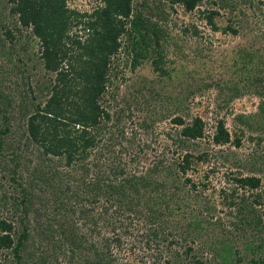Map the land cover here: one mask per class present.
I'll list each match as a JSON object with an SVG mask.
<instances>
[{
    "label": "rangeland",
    "instance_id": "obj_1",
    "mask_svg": "<svg viewBox=\"0 0 264 264\" xmlns=\"http://www.w3.org/2000/svg\"><path fill=\"white\" fill-rule=\"evenodd\" d=\"M98 1L67 0V4L91 12L101 4ZM160 6L167 17L156 20L166 31L159 34L168 73L155 69L150 56L142 55L134 62L135 54L122 47L111 64V83L101 100L111 119L101 123L105 136L100 146L115 143L111 154L125 161L139 155L129 168L137 166L144 174L161 160L166 165L192 154L191 168L185 174L177 169L178 180L191 181L172 197L168 208L163 207L168 238L154 241L150 248L145 241H135L146 239L141 235L148 227L142 223L131 227L135 214L117 211L113 204L108 207L109 214L120 215L123 222L101 228V236L113 240L110 248L117 253L118 264H164L168 259L173 264H191L197 259L204 264H257L264 256V94L258 92H264V0H203L193 11L171 0H162ZM10 7L11 3L0 0V217L18 219L26 214L23 222L30 230L26 253L34 262L48 247L44 227L50 230L51 225L54 237L66 221L65 215L71 218L61 202L71 206L80 198L71 203L68 196L79 182L84 185L81 177L86 170L82 165L86 162L66 166L65 158L24 143V123L34 104H44L47 90L42 87L50 84L55 74L44 69L39 38L31 28L21 27ZM212 10L216 26L207 17ZM76 28L71 29L72 34L78 32ZM8 30L13 37L7 35ZM176 117L185 123L200 117L205 136L180 145L177 138L183 126L174 122ZM220 120L230 132L228 143L213 140ZM236 138H241V146L235 144ZM16 154L20 156L14 159ZM35 175L42 178L32 180ZM241 175L260 177L261 188L238 186L234 177ZM155 176L161 178L158 173ZM166 179L153 180L152 187L157 184L153 194L161 197L166 191L162 185L175 180L169 175ZM194 183L196 191L191 188ZM30 191L33 206L20 209L17 215L15 199H23ZM258 194L263 205L253 206L263 218L262 225L255 224L258 216L241 209L246 197L252 202ZM74 214H80L79 207ZM250 218L255 222L252 225ZM78 225L83 226L81 221ZM171 240L174 243L170 245ZM53 253L58 259L53 263L71 264L65 251Z\"/></svg>",
    "mask_w": 264,
    "mask_h": 264
},
{
    "label": "trees",
    "instance_id": "obj_2",
    "mask_svg": "<svg viewBox=\"0 0 264 264\" xmlns=\"http://www.w3.org/2000/svg\"><path fill=\"white\" fill-rule=\"evenodd\" d=\"M161 1L99 0L98 3L101 4L94 6L91 12H80L69 8L67 0H6L11 3V14L18 15L21 27L31 28L33 35L39 38L40 58L45 71L55 74L50 84L42 87L47 90L44 104H34L33 111L24 123V143H34L48 155L65 158L66 166L79 161L86 162L82 168L88 175L86 177L85 171L81 177L84 185L79 182L73 195L68 196L71 203L74 198L80 197L77 198V203L65 206L61 202V207L71 218L65 215L66 221L59 225L56 231L58 233L54 237L51 225L50 230L44 227L48 247L46 251H40L41 255L34 262L28 258V252L26 253L30 239V230L23 222L26 214L20 215L18 219L0 217V264H55L52 261L58 259L55 258L53 250L69 254L68 262L71 264H118L119 257L110 248L113 240L101 236V228L115 227L118 221L123 222L120 215L109 214L110 204L117 211L135 214L136 221L130 222L131 227L138 223L148 227L141 235L146 236V239L141 240L138 237L135 241H145L144 244H148L150 248L154 241L169 237L168 221L164 219L166 214L163 207L168 208L172 197L183 191L185 182L191 181L190 178L183 183L178 180L177 169L185 174L191 168L194 158L192 154L187 153L181 161L175 160V163L166 165L161 160L160 164L154 165L144 174L137 166L129 168L130 162L139 160V155L125 161L121 156L111 154V147L115 143L107 142L100 146L105 136L101 123L111 119L110 112L101 100L111 83V64L122 47H128V52L135 54L134 62L142 55L150 56L153 57L155 69H160L164 74L168 73L163 65L164 46L160 43V34H166V31L161 29L156 20L167 18L165 8L160 6ZM171 1L182 5L187 11H193L203 0ZM215 14L212 10L207 16L209 23L214 26ZM74 27L79 30L76 28L78 32L72 34L71 29ZM81 32H84V38ZM7 35L13 37L10 30ZM258 92L264 94L263 91ZM174 122L183 126L181 137L177 138L180 145H187L189 140L205 136V123L200 117H195L190 123L176 117ZM8 130L7 126L4 132ZM111 137L113 133L110 132L109 138ZM112 140L114 141V137ZM213 140L220 144L230 142L231 135L224 121L220 120ZM234 142L237 146L242 144L241 138H236ZM0 147L3 145L0 144ZM93 153L95 156L91 160ZM14 156L16 159L20 155ZM198 159L203 160L202 156ZM16 165L20 163L17 162ZM157 173L162 180H167L168 175L175 179L162 185L166 191L161 197L153 194L157 186L156 184L152 187L156 182L153 180H161L155 176ZM37 177L42 178L41 175H35L32 180ZM32 180L29 182L30 187L33 185ZM234 180L239 183L238 186L250 190H259L262 185V179L255 175L235 176ZM192 185L191 188L196 191V184ZM249 198L246 197L241 202V209L256 217L258 212L253 204L263 205V198L258 194L252 202H248ZM15 200L13 206L17 215L20 209L26 211L34 202L31 191L23 199ZM75 207H79V215L74 214ZM78 221H81V228L85 227V230L79 227ZM254 223L252 219L249 220L250 225ZM262 223L263 218L258 216L255 224ZM115 241L119 243V236L115 237ZM172 243L173 240L170 245ZM52 246H55L53 250L50 249ZM50 253L54 256H48ZM164 264L173 263L168 259ZM191 264L204 263L197 259ZM257 264H264V256Z\"/></svg>",
    "mask_w": 264,
    "mask_h": 264
}]
</instances>
